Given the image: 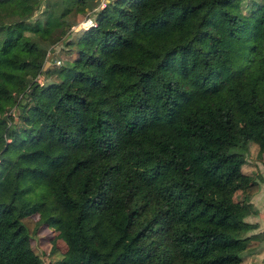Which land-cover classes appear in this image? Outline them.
<instances>
[{
  "label": "trees",
  "instance_id": "1",
  "mask_svg": "<svg viewBox=\"0 0 264 264\" xmlns=\"http://www.w3.org/2000/svg\"><path fill=\"white\" fill-rule=\"evenodd\" d=\"M38 3L0 0V264H40L38 223L58 264H239L233 196L258 182L231 149L264 154V0H107L49 83L70 25Z\"/></svg>",
  "mask_w": 264,
  "mask_h": 264
},
{
  "label": "rangeland",
  "instance_id": "2",
  "mask_svg": "<svg viewBox=\"0 0 264 264\" xmlns=\"http://www.w3.org/2000/svg\"><path fill=\"white\" fill-rule=\"evenodd\" d=\"M103 1L105 0H85L83 5L77 6L69 0H39L38 8L35 10L32 18L30 19L33 20L34 18H39L43 20V17H58L70 25V28L65 31L60 41L54 44V46L48 48L51 51V57L49 60V66L46 68L48 71H46L44 78L40 77L42 83L52 82L59 76L65 67H70L72 60L76 57V55L74 48L66 45L65 41L71 40L78 32H80L74 29L75 25L79 21L83 20V18H92L93 10L101 7ZM243 2L246 4L248 0H243ZM244 3L241 4V11L245 13L246 5ZM56 62L58 63L56 64ZM8 113L11 117L9 122L13 124L14 122L17 123L16 109L13 108L9 110ZM242 144L244 145L246 142ZM242 144L233 147L231 150L242 154ZM32 219L36 221L37 216H33ZM29 244L32 251L39 258L38 261H40V264H58L65 251V245L61 240L56 238V234L40 223H38L35 227L29 239Z\"/></svg>",
  "mask_w": 264,
  "mask_h": 264
},
{
  "label": "crops",
  "instance_id": "3",
  "mask_svg": "<svg viewBox=\"0 0 264 264\" xmlns=\"http://www.w3.org/2000/svg\"><path fill=\"white\" fill-rule=\"evenodd\" d=\"M242 146L241 172L258 182V190L252 195L233 196L237 203L249 209V214L239 222L243 237L248 238L247 247L239 253V264H264V154L253 142Z\"/></svg>",
  "mask_w": 264,
  "mask_h": 264
},
{
  "label": "built area",
  "instance_id": "4",
  "mask_svg": "<svg viewBox=\"0 0 264 264\" xmlns=\"http://www.w3.org/2000/svg\"><path fill=\"white\" fill-rule=\"evenodd\" d=\"M107 3V0L103 1L101 4V7L99 8H103L105 6V4ZM94 26V20L90 17L87 18H83V20L79 21L74 29H76V31H82V30H87L88 27ZM58 62H56L57 64Z\"/></svg>",
  "mask_w": 264,
  "mask_h": 264
},
{
  "label": "water",
  "instance_id": "5",
  "mask_svg": "<svg viewBox=\"0 0 264 264\" xmlns=\"http://www.w3.org/2000/svg\"><path fill=\"white\" fill-rule=\"evenodd\" d=\"M51 54L48 53L46 56V60L44 61L43 67H42V71L46 70V68L49 66V60H50Z\"/></svg>",
  "mask_w": 264,
  "mask_h": 264
}]
</instances>
